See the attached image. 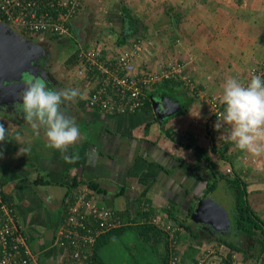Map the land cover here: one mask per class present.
<instances>
[{"label":"crops","instance_id":"crops-1","mask_svg":"<svg viewBox=\"0 0 264 264\" xmlns=\"http://www.w3.org/2000/svg\"><path fill=\"white\" fill-rule=\"evenodd\" d=\"M93 1L88 0L86 5L90 6ZM231 1L237 7L222 8L223 12H219L223 16L228 13L223 21L229 20L230 31L234 32L230 44L217 37L208 42L204 36L195 56L188 58L186 54L183 59L178 55L177 63L185 66L182 76L189 78L194 89L181 77L179 90L163 86L164 80L158 82L148 91L146 104L150 103L149 106L145 105L139 112L116 115L92 108L90 96L98 85L91 79L76 77L75 66L67 68L66 81L73 84L71 88L79 89L81 96L75 102L62 105L61 110L75 120L82 135L66 153L49 149L44 130L37 135L14 104L0 103V124L7 129L6 140L0 142V186L6 200L16 208L23 234L39 256L38 264H79L73 258L74 249L61 246L59 238L60 231L69 229L67 221L79 196L93 200L100 209L110 210L117 219L130 223L125 227L151 224L165 235L163 225L180 229L178 246L182 264H198L206 250L214 253L205 264H230V253L244 264H257L256 259L249 258V251L258 247L252 246L246 248L248 252L240 253L221 241L232 239L233 242L246 236L238 232L236 225L237 186L246 190L249 206L264 220V157L254 159L235 150L225 138L228 127L215 128L217 118L207 103V98L221 96L223 84L229 78L222 76L230 75L242 83L248 80L250 70L264 65V0ZM120 4L121 20H117L122 21L120 28L99 29L101 33L91 31L86 6L73 22L71 34L55 36V42L67 50L74 45L71 54L74 59L82 49L104 47L110 58L133 51L140 38L134 35L123 9L129 6ZM203 13H207L206 7ZM164 15L167 20L158 27L147 23L148 34L141 39L143 52L136 62L140 70L156 71L160 64L167 65L174 52L182 50L181 41L186 45L185 40L195 43L184 32L181 41L176 39L173 26L178 27ZM223 21L219 22L224 24ZM185 33L191 32L187 29ZM212 52L214 55L210 57ZM45 81L51 90L67 88L55 77ZM153 100L161 106L158 113ZM65 155L78 156V159L68 163ZM231 180H237L238 184L234 186ZM220 191L235 209L229 216L231 227L227 231L192 220L199 203ZM250 196L253 204L260 207L251 205ZM170 211L178 221L173 220ZM83 216H86L87 229H93L95 219L87 210H83ZM151 217L160 218L162 224L148 222ZM181 223L183 227H179ZM81 233L85 232L79 231L77 240ZM139 234L128 231L116 235L98 251L96 245L101 237L96 244L82 247L89 255L86 264H144ZM235 244L242 247L241 243ZM162 251L165 252V246L160 247Z\"/></svg>","mask_w":264,"mask_h":264},{"label":"built area","instance_id":"built-area-1","mask_svg":"<svg viewBox=\"0 0 264 264\" xmlns=\"http://www.w3.org/2000/svg\"><path fill=\"white\" fill-rule=\"evenodd\" d=\"M88 0H0V23L7 24L22 37L34 43L46 41L49 36H69L73 22L82 15ZM143 52L141 39L134 44V50L126 51L114 58L108 57L104 47L82 49L76 56L75 76L81 79H91L98 88L89 100L92 108H101L105 112L116 115L139 112L149 99V92L158 82L180 78L194 85L189 78L182 76L185 66L181 63H170L161 66L156 71L140 70L137 60ZM253 75L264 78V65L251 70ZM249 82V81H248ZM247 82V83H248ZM92 83V82H91ZM245 83V85L247 84ZM212 115L217 118L223 110L215 98H207ZM78 204L72 209L68 218L69 229L59 232L60 245L74 249L73 258L79 264H86L89 255L82 247L96 244L102 235L128 225L116 218L110 210L100 209L95 202L85 196L77 197ZM83 210H87L95 219L93 229H87ZM153 225H161L158 217L149 218ZM169 236V264H182L179 256L178 228L163 225ZM79 231L80 240L76 239ZM82 249V250H81ZM205 254L198 264H205L212 257L213 250ZM230 264H244L241 260L232 258ZM39 256L29 246L27 237L18 223L16 208L5 198L0 186V264H38Z\"/></svg>","mask_w":264,"mask_h":264},{"label":"clouds","instance_id":"clouds-1","mask_svg":"<svg viewBox=\"0 0 264 264\" xmlns=\"http://www.w3.org/2000/svg\"><path fill=\"white\" fill-rule=\"evenodd\" d=\"M25 90L16 93L19 100L14 104L26 124L39 135L44 130L46 146L66 153L70 146L81 138V130L74 119L61 110L68 102H75L81 96L76 88L51 90L46 81L37 77H25ZM222 111L217 117V130L227 126L225 137L235 150L252 158L264 157V78L253 75L245 85L229 77L223 84L219 97ZM7 129L0 124V142H4ZM78 156H64L68 163H75Z\"/></svg>","mask_w":264,"mask_h":264},{"label":"rangeland","instance_id":"rangeland-1","mask_svg":"<svg viewBox=\"0 0 264 264\" xmlns=\"http://www.w3.org/2000/svg\"><path fill=\"white\" fill-rule=\"evenodd\" d=\"M202 0H94L92 4L87 6V19L89 20L88 26L91 31L99 32L101 33V30L99 29H108L110 27L112 28H120L122 26V21L121 20V4L123 5H128L130 7V10L134 13L135 18L137 19H142V22H144L146 28L147 23L151 24L153 27H158L162 21L165 22L166 16L164 13H166L167 17L170 20H175L177 18V14H181L182 16V32H184L185 36L192 38L195 40V43L192 41L189 43L188 41L185 40L187 43L184 44L181 40V45H179V48H182L181 51L176 50L173 54V56L170 58V63H177L178 58H185L186 54L189 57L195 56V51L198 49V46L201 42L204 40V36L206 37V41L210 42L212 39L215 37L220 38L218 40L224 41V43L230 44V41L234 39L233 35L231 33H234L233 31L231 32L230 27L231 24L228 21H223L225 20V16L228 14L227 11L225 12V16L219 15V12L222 13V8H231L232 6L237 7L238 4H232L231 0H213L215 1V4L212 3V5L206 4L204 2H201ZM245 1V0H244ZM248 2V1H246ZM207 8V13L204 14V8ZM216 9L215 12L212 11L211 9ZM234 8V7H233ZM224 10V11H225ZM238 11V9H236ZM234 11V12H237ZM201 12V13H200ZM142 14V15H138ZM119 15V16H118ZM228 16V15H227ZM226 16V17H227ZM232 17V16H231ZM177 21V19H176ZM219 21H223L220 23ZM202 24V23H205ZM88 28V29H89ZM189 30L191 33L190 35L185 33L186 30ZM148 30H146V33ZM106 33V31H105ZM139 33H142L141 31ZM90 35V32H88ZM147 36V35H146ZM210 36L212 38H210ZM214 36V37H213ZM92 38V35H91ZM90 38V39H91ZM158 39V38H157ZM162 39L166 42V37L162 36ZM93 41V39H91ZM203 44V43H202ZM207 44V43H206ZM49 50H46L49 55H51V73L53 76L63 84V87L71 88L73 84L67 83V78H66V69L68 68L66 65V62L68 61V58L71 56L73 51L75 50V46L72 45L68 46V50L66 49V46L64 45H59V43L54 42V44L49 45ZM178 48V46H177ZM216 51V49H214ZM224 52H227L224 50ZM180 57H179V56ZM214 55V52H212V57ZM160 61V60H159ZM168 62L167 60H165ZM160 67L162 64L159 65ZM228 78L232 76L224 75L222 78ZM252 77L251 70L249 71V77L248 80L243 81L242 84L247 83L250 81ZM216 78V77H215ZM70 79V77H69ZM219 101V98L213 97ZM207 100V99H206ZM208 101V100H207ZM218 187H221V184L218 185ZM226 187H223L222 191H225ZM264 197H262L263 199ZM213 199L219 203L225 210V206L228 208L226 212L228 213L229 216H231L232 211L234 209L233 204H231L227 199L226 196L222 194V192H216L215 197ZM220 201V202H218ZM250 203L251 205L255 208L260 207L259 205H254L252 197L250 196ZM230 213V214H229ZM242 240V241H241ZM232 241V239H231ZM235 243H241L242 247L246 250V248L256 246L258 249L260 248L259 245L255 242L254 238H248L247 236L244 237V239H239L233 240ZM143 254L142 258L144 260V264H147L148 262H152L151 264L156 263V259L154 258L153 254L149 251H144V247L141 246ZM258 249L252 250L251 252L249 251V258L255 256L252 260L256 259V256L258 254ZM257 253V254H255ZM262 259V255L260 256ZM141 259V258H140ZM261 262V260H260ZM264 263V259H262L261 264Z\"/></svg>","mask_w":264,"mask_h":264},{"label":"trees","instance_id":"trees-1","mask_svg":"<svg viewBox=\"0 0 264 264\" xmlns=\"http://www.w3.org/2000/svg\"><path fill=\"white\" fill-rule=\"evenodd\" d=\"M209 1L211 0H202L201 2H204L206 4L212 5V3L215 4V1H211L212 3H210ZM123 9L126 13V15L128 16V20L130 22V26L134 29V35H136V37L138 36V38L140 39H145L146 35L144 32H146L147 28L144 24V22H142L140 19L135 18V16L131 13L130 7L127 6H123ZM177 19V21H176ZM175 20H171V23L173 22V24H175V26L178 27V29H175V27L173 26L175 32H176V39L181 40L182 39V16L181 14H177V18ZM142 33H139V32ZM144 31V32H143ZM56 37L55 36H49L46 35V41L43 43H39V45L45 50H49V45L54 44V42L56 41ZM46 54H48L47 52H45ZM183 64V63H181ZM66 65L69 68H73L76 65V58L74 59L73 55H71L68 58V61L66 62ZM178 80V81H177ZM179 82V83H178ZM162 85L165 87H170L174 90H179L182 86L180 78H177L176 81H172V80H164L162 82ZM150 103L146 104V106H149ZM145 106V107H146ZM234 186H236L238 184L237 180H231L230 181ZM238 189V218H237V230L240 234L246 235L250 238H254L255 242L259 245V250H258V254L256 256V262L257 264H259V260L261 259V255L263 256L262 259H264V220L261 219L259 216H257V214L255 213V211H253L251 209V207L249 206L245 196H246V190H241L239 188V186H237ZM240 189V190H239ZM172 214V218H173V212L170 211ZM174 221H178L177 218H173ZM123 221V220H122ZM130 224V223H127ZM184 224H180L179 227H183ZM128 231H134V232H139L141 234H139L141 236V245L144 247V251H149L153 254L154 258L157 261V264H169V257H170V252H169V236L166 235L156 229L154 226H152L151 224H145V225H141V226H127V227H122V228H117L114 229L104 235L101 236L100 238V242H98V244L96 245V251H98V249L102 246V244L104 242H108L110 240V238L115 237L116 235H122L124 232H128ZM179 232L177 233L178 236ZM108 239V240H107ZM222 244H224L225 246H227V248L229 247V249L233 250V251H238V252H248V250H245L244 248H242L241 246L236 245L235 243L231 242V241H221ZM164 247L165 246V252L162 251V253H160V247ZM230 259H232V253L229 254ZM255 256H253L254 258ZM261 259V260H262Z\"/></svg>","mask_w":264,"mask_h":264},{"label":"water","instance_id":"water-1","mask_svg":"<svg viewBox=\"0 0 264 264\" xmlns=\"http://www.w3.org/2000/svg\"><path fill=\"white\" fill-rule=\"evenodd\" d=\"M40 55H44L41 46L22 37L7 24L0 23V103L2 105L22 102L16 93L25 90V77L44 79V76L39 74ZM153 102L158 113L161 106L158 101L153 100ZM192 220L196 223L209 224L218 231H227L231 227L228 213L212 197L199 203Z\"/></svg>","mask_w":264,"mask_h":264},{"label":"flooded vegetation","instance_id":"flooded-vegetation-1","mask_svg":"<svg viewBox=\"0 0 264 264\" xmlns=\"http://www.w3.org/2000/svg\"><path fill=\"white\" fill-rule=\"evenodd\" d=\"M45 52L47 51L44 48V55H40V60H39L40 64L38 65L41 68V71L39 72V74L44 76V80L45 79L51 80L54 77L53 74L51 73V67H52L50 64L51 55L46 54Z\"/></svg>","mask_w":264,"mask_h":264}]
</instances>
